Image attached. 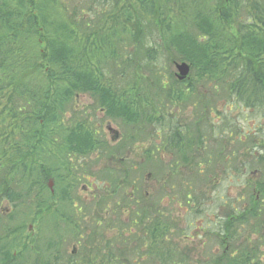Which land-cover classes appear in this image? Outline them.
<instances>
[{"label":"trees","instance_id":"1","mask_svg":"<svg viewBox=\"0 0 264 264\" xmlns=\"http://www.w3.org/2000/svg\"><path fill=\"white\" fill-rule=\"evenodd\" d=\"M210 1L211 6H205V0H91L81 4L71 1L69 5L61 0H0V194L12 199V178H4L7 171L10 175L18 169L31 172L37 168L45 179L55 167L73 171L68 161L73 156L96 153L112 161L148 138V126H153L158 138L167 134L160 145L151 144L154 147L145 151L144 160L156 156L160 164L155 165L162 168L158 152H166L172 157L167 166L180 163L189 170L193 166L200 169L204 157L196 153L203 147L201 130L206 129V123L204 115L198 116L199 103L191 99L193 85H185L184 91L165 90V85L155 81L149 92L133 83L118 93L113 85L103 83L102 69L108 62L115 66L113 74L120 77L134 78L140 70L157 77L158 69L153 66L158 59L176 57L191 66L199 81L204 79L213 88L219 86L235 102L264 113V0ZM240 59L244 64L239 68ZM173 77L169 75V80L179 86L190 74L183 81L174 73ZM79 92L92 94L109 118L124 124L122 143L110 145L98 139L95 129L83 119L66 122L65 107ZM160 102L191 104L192 119L183 125L174 118L165 119L158 108ZM51 150L59 162L49 161L54 157ZM28 158L32 159L25 161ZM261 162L252 158L248 165L258 167ZM90 165L85 163L82 169L90 171ZM98 173L113 184L118 178L134 184L127 170L107 166ZM75 181L72 179L71 186L77 184ZM190 182L179 181L187 202L197 207L201 201ZM43 187L41 184L40 189ZM258 190L262 198L249 199L252 206L243 213L244 218L260 212L264 187ZM148 213L143 210L139 222ZM159 221L150 225L155 233L163 224ZM219 229L228 232L226 219ZM225 264L238 263L228 259Z\"/></svg>","mask_w":264,"mask_h":264},{"label":"rangeland","instance_id":"2","mask_svg":"<svg viewBox=\"0 0 264 264\" xmlns=\"http://www.w3.org/2000/svg\"><path fill=\"white\" fill-rule=\"evenodd\" d=\"M71 1L81 4L91 0H61L65 5ZM211 4L212 1L205 0V6ZM133 15L134 11L130 16ZM233 28L234 25L232 31ZM158 60L153 67L158 69L159 76L140 70L134 78L113 74L115 66L108 62L102 69L103 83L113 85L118 93L133 83H139L147 91L153 90L151 85L155 81L165 85V90L184 91L185 85H193L195 94L191 99L199 103L198 116L204 115L206 123V129L201 130L204 148L196 153L205 159L200 169L193 166L189 170L180 163L167 166L168 162L172 163V157L166 152H158L162 156V168L155 165L160 164L155 161L156 156L144 160L145 151L160 145L167 134L158 138L153 134V126H148V138L136 142L112 161L96 153L73 156L68 161L74 172L54 166L56 169L45 179L37 168L31 172L18 169L10 175L7 171L4 178H12L9 186L12 199L0 194V264H159V261L160 264H225L228 259L238 264H264V201L257 205L260 209L257 215L243 216L252 206L249 199L255 195L259 200L262 198L258 189L264 187L261 186L264 182L263 111L235 102L228 97L227 90L213 88L204 79L199 81L191 70L189 80L175 86L169 75L173 77L177 71L178 59L167 56ZM243 64V59L237 63L239 68ZM158 108L163 110L165 119L174 118L180 125L192 119L194 111L189 103L160 102ZM65 109L67 123L83 119L95 129L98 139L110 145L124 140V124L109 118L92 94L73 95ZM152 117H155L154 111ZM53 151L54 157L49 161L59 162ZM252 158L261 159L258 167L248 165ZM5 161L2 162L5 164ZM85 163L91 164L90 171L82 169ZM107 166L116 171H129L134 184L128 185L121 178L111 183L98 173ZM228 167L234 169L233 173L227 171ZM72 179L77 184L71 186ZM180 179L192 181L190 184L201 205L194 207L191 201L187 202ZM254 187L258 189L255 191ZM143 210L149 213L139 222ZM158 219L163 224L155 233L150 225ZM225 219L228 232L219 229ZM200 221L204 229L197 230ZM214 247H218L217 254L211 249ZM165 248L171 251L161 261L155 253H162ZM146 254L149 255L146 257Z\"/></svg>","mask_w":264,"mask_h":264},{"label":"water","instance_id":"3","mask_svg":"<svg viewBox=\"0 0 264 264\" xmlns=\"http://www.w3.org/2000/svg\"><path fill=\"white\" fill-rule=\"evenodd\" d=\"M175 67H176V72H175V76L177 77L178 80H184L188 77L189 72H190V65L184 61L182 62H177L175 63ZM50 185H52L51 180L49 181V187ZM51 188V187H50ZM52 191V189H51Z\"/></svg>","mask_w":264,"mask_h":264},{"label":"flooded vegetation","instance_id":"4","mask_svg":"<svg viewBox=\"0 0 264 264\" xmlns=\"http://www.w3.org/2000/svg\"><path fill=\"white\" fill-rule=\"evenodd\" d=\"M229 160V159H228ZM227 171H230V174L231 173H233V171H234V169L233 168H231V167H228L227 168ZM254 190H255V187H254ZM256 196V195H255ZM256 199H257V196H256ZM196 228H197V230H199V229H204L203 228V225H202V222L200 221L199 223H198V225L196 226ZM212 249V251L214 252V254H217V252H218V247H214V248H211ZM228 248L227 247H225V250H227ZM170 249H167V248H165V249H163V251H162V253H155V255H157V258H158V255H160V257L158 258V259H160L161 261H162V258L163 259H167L168 257V255H169V253H170ZM224 253V252H223ZM149 254H146V257L148 256ZM170 260V259H169ZM168 260V261H169ZM167 261V262H168ZM210 261H214L213 259H211ZM161 262L159 261V264H160Z\"/></svg>","mask_w":264,"mask_h":264}]
</instances>
